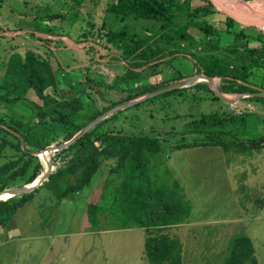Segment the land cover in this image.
Returning a JSON list of instances; mask_svg holds the SVG:
<instances>
[{
    "label": "trees",
    "instance_id": "16d2710c",
    "mask_svg": "<svg viewBox=\"0 0 264 264\" xmlns=\"http://www.w3.org/2000/svg\"><path fill=\"white\" fill-rule=\"evenodd\" d=\"M101 1L104 8L100 23H91L92 31L84 32L81 37L94 52L99 46L102 51L116 53L112 54V59L117 66L124 69L157 65L182 53L192 59L193 73L217 78L216 85L221 92L252 93L264 89V32L248 34L241 23L226 14L222 25L216 26L214 21L207 20L218 13L210 0H71V5L80 12L83 2L98 4ZM234 16L240 22L258 27L264 20L260 15L253 16L252 20ZM35 18L49 22L58 19L59 26L49 27L46 33L64 36L59 28L64 18L62 13H39ZM224 35L231 38L225 41ZM39 38L48 47L54 41ZM88 38L92 41H87ZM54 63L32 49L22 54L13 52L3 63L0 107L5 111H0V132H3L0 159L7 160L0 163V191L30 183L42 174L43 166L34 153L67 141L110 107L184 77L176 72L166 82L141 87L123 100L85 110L78 90L74 91L76 82L63 81V72L60 73L59 64ZM191 86L203 88L218 99L203 82ZM245 99L264 106V97ZM19 107H27L30 118H15L13 109ZM118 113L103 119L65 149L54 152L52 173L47 180L29 192L0 200V225L8 223L17 209L30 201L43 185L56 199H63L88 186L103 161L110 160L107 178L97 199L86 205V219L91 229L99 228L102 218L111 219L110 222L115 223L110 224L112 228H142L144 256L149 264H181L180 240L160 231L184 223L191 207L177 180L151 173V166L155 168L161 163L157 154L165 142L162 143L160 134L155 131L130 134L104 129L103 125L115 119ZM248 113L247 110L239 114L223 111L191 118L180 133L182 139L185 134H195L193 140L172 146L178 149L200 144L223 149L231 146L264 148V133L246 139L233 136L250 123ZM222 264H258L250 237L233 236Z\"/></svg>",
    "mask_w": 264,
    "mask_h": 264
},
{
    "label": "rangeland",
    "instance_id": "374dc122",
    "mask_svg": "<svg viewBox=\"0 0 264 264\" xmlns=\"http://www.w3.org/2000/svg\"><path fill=\"white\" fill-rule=\"evenodd\" d=\"M103 8L104 1L83 2L78 12L71 0H0V79L9 54L32 49L57 62L59 72H63L61 79L76 82L74 91L78 90L83 108L94 110L123 100L127 94L151 83L166 82L176 72L184 77L193 74L192 59L182 53L157 65L123 69L112 59V54H116L113 51H102L96 46L98 51L94 52L81 36L92 31L91 23H100ZM39 13H62L64 18L59 28L64 36L48 35L46 30L58 27L59 21L35 20ZM257 13L264 16V9H258ZM224 17V13L218 11L207 20L220 26ZM261 21L263 25L264 20ZM261 25L243 26L246 33L256 35L264 32ZM39 36L54 41L48 47ZM223 37L225 41L231 38ZM215 83H218L217 78ZM186 87V90L163 92L119 110L117 117L103 128L130 134L155 131L160 134L162 143L165 142L157 154L161 163L155 168L151 166V173L177 180L191 207L184 223L160 231L180 240L181 264H222L230 239L241 234L250 237L257 263L264 264V148L231 146L223 149L200 144L178 149L172 146L193 140L195 134L191 133L181 138L180 131L187 128V121L212 112L239 114L247 110L250 123L233 136L259 137L264 133V106L245 97L226 103L213 98L203 88ZM0 111L5 109L0 107ZM12 113L15 118H30L27 107L14 108ZM175 115L181 117L174 118ZM5 160L0 159V163ZM109 165L110 160L103 161L88 186L63 199H56L46 185L40 187L33 197L40 200L42 207L34 211L33 205L37 203L26 205L18 221L23 230L33 234L43 232L46 236L39 240L13 241L11 253L4 259H9L11 264H149L144 256L142 228L102 229L115 224L111 219L102 218L96 231L86 230L91 228L84 222L86 202L90 201L94 189L96 195L99 192ZM57 204L59 206L53 207ZM52 209L56 210L54 216ZM2 253L0 250V255Z\"/></svg>",
    "mask_w": 264,
    "mask_h": 264
},
{
    "label": "water",
    "instance_id": "95a60500",
    "mask_svg": "<svg viewBox=\"0 0 264 264\" xmlns=\"http://www.w3.org/2000/svg\"><path fill=\"white\" fill-rule=\"evenodd\" d=\"M210 1L218 11H221L224 14L232 17L234 20H236L237 22H239L243 25L246 24V23L240 22L238 19H236V17L233 15V13L228 8H224V7L220 8V7H218V5L216 4V2L214 0H210ZM241 1L248 2V1H253V0H247V1L241 0ZM247 25L256 26V24H253V23H250ZM261 26H264V24ZM256 27H258V26H256ZM260 28H262V27H260ZM200 82L205 83L208 86V88L214 93V95H216L221 100L226 101V103H234V102L238 101L240 98H244V97H251V96L264 97V89H262L258 92H252V93L249 92V93H232V94H229V93L221 92L215 83V78L207 76L204 73H193L191 75L185 76L183 78L178 79L177 81H174L172 83H169L167 85L159 87V88H157L153 91H150V92H148L142 96H139L137 98L118 103L115 106L110 107L109 109H107L103 113H101L99 116H97L96 118L91 120L89 123H87L85 126H83L81 129H79L67 141H64V142L57 144V145H49L46 148H44L43 150L34 153L39 158L40 163L43 166L42 174L30 183L23 184L20 186L9 187V188H5V189L1 190L0 191V200H4V199H7L9 197H13L16 195H20V194L29 192L32 189L36 188L38 185H40L43 181L47 180L49 178V175L52 173V168H53L52 167V157H53L54 152L61 151V150L65 149L71 143H73L78 138L83 136L89 129H91L93 126H95L96 124L101 122L103 119L107 118L108 116L112 115L113 113H116L119 110H122V109L127 108V107L132 106V105H135L138 102H141L145 99H148V98H151V97L156 96L158 94H161L163 92L176 90V89L183 88V87H186V86H189L192 84H196V83H200ZM20 140H21V138H20ZM45 152H47L49 156H48V159H46V161L43 162L40 154H44Z\"/></svg>",
    "mask_w": 264,
    "mask_h": 264
},
{
    "label": "crops",
    "instance_id": "0c3cea01",
    "mask_svg": "<svg viewBox=\"0 0 264 264\" xmlns=\"http://www.w3.org/2000/svg\"><path fill=\"white\" fill-rule=\"evenodd\" d=\"M98 193H97V195L95 193L94 194L91 193L90 194L91 199H90L89 202H91L92 199H94V198L96 200L97 197H98ZM32 202L37 203V204L33 205L34 211L36 209L39 210L42 207V205L40 204L41 203L40 200L38 198L34 199V197H33L30 201H27L25 204H23L22 206H20L17 209V211L15 212V214L13 215V217L11 218V220L8 223H6L4 226L0 225V250L3 252L0 255V262L4 261V264H11V262H9V259L5 260L4 258H5L6 255H9L11 253V249H12L11 245L13 244V241L22 242L24 239L39 240L40 238L46 236L43 232H36L35 234H33V233H30V232H27V231L23 230L21 224L18 221V218L21 215H24L23 212H24V210L26 208L25 206L30 204V203L32 204ZM89 202L87 201L86 205ZM57 206H59V204H57V205H55L53 207H57ZM85 210H86V206H85ZM55 211H56L55 209L51 210V213H52L53 216H54ZM27 220H28V218H27ZM84 222L88 223L86 218H85ZM104 227L102 229H117V228H112V227H107V226H106V228H104ZM86 230H88L89 232L96 231L94 229H91L90 227L86 228ZM55 236H57V235H55ZM7 244H9V245L7 246ZM14 250L15 249H13V251ZM13 251H12V253H13ZM13 259L15 260V256H13L12 260ZM16 261H18V260H16Z\"/></svg>",
    "mask_w": 264,
    "mask_h": 264
},
{
    "label": "bare ground",
    "instance_id": "6f19581e",
    "mask_svg": "<svg viewBox=\"0 0 264 264\" xmlns=\"http://www.w3.org/2000/svg\"><path fill=\"white\" fill-rule=\"evenodd\" d=\"M218 7L228 8L233 15L248 17L252 20L253 16L260 15L258 9H264V0H253L248 2H235L233 0H214ZM43 162L46 161L48 153L40 154Z\"/></svg>",
    "mask_w": 264,
    "mask_h": 264
}]
</instances>
